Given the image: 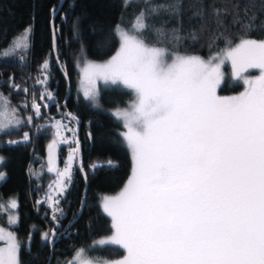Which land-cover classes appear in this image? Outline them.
Listing matches in <instances>:
<instances>
[{
	"label": "snow or ice",
	"instance_id": "snow-or-ice-1",
	"mask_svg": "<svg viewBox=\"0 0 264 264\" xmlns=\"http://www.w3.org/2000/svg\"><path fill=\"white\" fill-rule=\"evenodd\" d=\"M132 2L124 0V7ZM143 2L146 7L129 28L116 26L119 47L115 54L99 63L84 56L82 63L88 84L84 97L94 105L99 98L98 81L123 86L134 97L126 108L112 113L125 129L121 135L132 154V173L118 194L102 197L113 232L94 242L118 245L126 254L116 261H93L84 259L85 250L80 249L68 264H264V39L250 38L253 31H264V21L250 13L247 5L241 9L240 0L230 8L210 5V14L198 0L192 19L201 21L199 30L184 36L182 24L165 30L163 25L149 23L161 14L180 16L182 0ZM260 7L264 12V4ZM233 29L240 35L234 36ZM147 33L154 35V42ZM206 33L210 49L217 41L224 47L207 59L180 51L185 40L198 45ZM30 34L31 28H26L3 55L27 50ZM226 62L231 64L232 77L245 86L239 95L217 92ZM49 67L46 60L41 73ZM250 70L259 75H249ZM47 79V75L37 77V83L46 85ZM13 87L19 89V85ZM40 98L55 99L47 90ZM31 107L39 116L34 94ZM24 123L0 94V131ZM27 123H32V117ZM51 127L50 153L62 128L73 131L62 121ZM29 139L25 132L23 140ZM74 144L62 171L54 170L50 157L47 170L55 171L56 178L49 189L55 186L59 191L37 201L48 204L57 222L63 215L60 199L71 183L70 162L79 150V141ZM17 207L15 199L0 203V211H10V226L17 222L11 214ZM42 239L53 242L55 230L44 232ZM0 242H4L0 264H20L21 245L14 233L0 227Z\"/></svg>",
	"mask_w": 264,
	"mask_h": 264
},
{
	"label": "trees",
	"instance_id": "trees-1",
	"mask_svg": "<svg viewBox=\"0 0 264 264\" xmlns=\"http://www.w3.org/2000/svg\"><path fill=\"white\" fill-rule=\"evenodd\" d=\"M58 2L0 0V94L10 101V108H15L19 118L25 121L18 128L13 126L7 131H0V174H3V179H0V203L6 205L8 200L15 199L18 204L16 209L11 210L16 214L17 222L9 225L8 209L5 208L0 211V226L8 227L18 238L21 245L20 264H68L77 248L84 249V254L91 260H113L124 255L122 248L117 245H90L93 239L112 233L111 220L101 210L100 195L120 190L132 167L131 157L119 134L123 125L107 109L127 105L132 94L119 85H110L99 89L97 106L83 100L74 93V81L78 75L75 62L84 56L89 60H104L112 55L119 44L116 26L129 28L146 5L143 0H133L127 8L124 7V0H63L52 23L54 55L50 17ZM153 2L160 4L173 0ZM233 2L235 0H202L209 14L212 11L210 5L230 8ZM261 4H264V0H240L241 9L247 5L250 13L258 14L260 20L264 21ZM193 6L199 7L198 0H182L180 16L161 14L149 23L163 25L165 30L179 28L182 24V35L188 36L193 29L199 30L201 24L200 20L192 19ZM29 27V48L17 49L4 56L3 53L11 48L14 38ZM232 34L240 35L235 29ZM146 36L150 42H154L152 33ZM207 38L206 33L203 42L198 45L185 40L180 51L207 58L224 47L222 42L217 41L210 49ZM250 38L264 39V31L257 29ZM46 60L50 67L45 85L37 83V77L43 78L40 68ZM65 77L70 83L67 98ZM13 85H19V89ZM241 87L239 82L226 76L218 93H234ZM23 88L29 91L25 93ZM45 90L51 92L55 99H41ZM33 94L40 105L39 116L31 107ZM64 111L67 115L71 113V116L63 115ZM27 117H32V123H27ZM53 117L74 120L75 136L79 141L72 180L60 199L63 215L58 222L52 219V211L46 203H37L44 200L46 192L45 177L48 174L43 168L44 147L51 138L52 127L49 122ZM25 132L29 134L28 141L9 143L22 138ZM72 145L75 147L74 143ZM61 150L58 156L60 163L63 162L65 147L61 146ZM93 165L102 167L93 168ZM83 177L87 179V184L82 200L85 185ZM52 230H55L53 242L42 239L44 232Z\"/></svg>",
	"mask_w": 264,
	"mask_h": 264
},
{
	"label": "rangeland",
	"instance_id": "rangeland-1",
	"mask_svg": "<svg viewBox=\"0 0 264 264\" xmlns=\"http://www.w3.org/2000/svg\"><path fill=\"white\" fill-rule=\"evenodd\" d=\"M118 37V36H117ZM118 47H119V44L117 45V47H116V50L118 49ZM116 50L114 51V53L112 54V55H114L115 54V52H116ZM112 55H110L109 57H107V58H104V60H89V61H93V62H105V61H107ZM205 58V57H204ZM208 58V57H207ZM207 58H205V59H207ZM45 62V61H44ZM82 63H83V59L82 60H76V62H75V69H76V71H78V75H77V77H76V79H75V85H74V93H76V96H80L83 100H87L89 103H91L92 105H94L93 104V102L91 101V100H88V99H85V97H84V93H83V88H85V87H87L88 86V84H87V80H85L84 79V77H83V73H82ZM222 71H223V73H224V78L226 77V76H228L229 77V79L230 80H232V81H237V82H239L240 83V85H242V87H241V89L240 90H237V91H235L234 93H224V94H219V95H221V96H235V95H239L242 91H244V84H243V82L242 81H239V80H236V79H234L233 77H232V68H231V64H230V62H226L223 66H222ZM44 75H47V73H44ZM249 75H252V76H255V75H259V72L257 71V70H250V72H249ZM223 78V79H224ZM222 83V82H221ZM111 84H108V85H106V84H104L103 83V81H98L97 83H96V87L98 88V90L101 88V87H105V86H110ZM121 87H123V86H121ZM124 88V87H123ZM127 90V89H126ZM130 91V90H129ZM217 92H218V89H217ZM134 99V97H133V95H132V99L130 100V102L132 101ZM130 102H128V104L130 103ZM99 103L97 102V104L96 105H94V106H97ZM128 104L127 105H125V106H123V107H120L121 109H123V108H126L127 106H128ZM115 110V108H110V109H107V111L109 112V113H113V111ZM114 117V116H113ZM29 117H27V119H28ZM115 118V117H114ZM117 121H119L120 123H122V121H120V120H118L117 118H115ZM56 121H62V123L64 124V125H66L67 126V128H70V129H72L73 131H67L66 129H61V131H60V136L59 137H57V146L51 151V153H50V151H49V149H48V144L52 141V139H53V131H54V129L52 128V133H51V138L49 139V141L45 144V153H44V159H45V164H44V166H43V168H44V171H45V173H47L48 174V177H45V180H46V184H45V186H46V189H45V193H44V195H43V199L45 200V198H46V194L47 193H49L50 191L52 192V194L53 195H55L56 194V192H58L59 191V189L58 188H56L55 186L53 187V189H49V185L50 184H52L53 183V181L55 180V178H56V173H55V171H53L52 173H49L48 172V167H49V159H50V157H51V160H52V167L54 168V170L55 169H59V170H63L64 169V167H65V162L66 161H68V157H69V154H70V150L72 149V148H74V146L72 145L73 143H74V140H75V138H76V136H75V128H76V122L74 121V120H71V119H69V118H66V119H63V118H61V117H53V119L49 122V125L50 126H52ZM123 125V124H122ZM125 131V129L123 128V129H121V130H119V134L121 135V133L122 132H124ZM23 136H24V134H23ZM23 136H22V138H18V139H15V140H11V141H19V142H22L23 141ZM62 138H66L67 139V142H61V139ZM121 138H122V142H123V144H125V146H126V148H127V150H128V153H129V155H130V157H131V166L133 167V161H132V154H131V151L129 150V148L127 147V144L125 143V141H124V139H123V137H122V135H121ZM9 143H10V141H9ZM61 146H64L65 147V152H64V156H63V162L62 163H60L59 162V152L60 151H62L61 150ZM74 156H75V154H74ZM0 158H2V156H0ZM74 160H75V158H74ZM74 160L73 161H71L70 162V164H71V168H70V171H71V176H72V173H73V171H74V168H73V162H74ZM2 162H0V164H1ZM132 167H131V171H130V173H129V177H130V175H131V173H132ZM38 168V167H37ZM128 177V178H129ZM128 178L126 179V181L124 182V184L121 186V189L120 190H118L117 192H113V193H110V194H101L100 195V205H101V210H103V207H102V197H104V196H111V195H116V194H118L121 190H122V188L124 187V185L126 184V182H127V180H128ZM72 180V179H71ZM11 200V199H10ZM9 201V200H8ZM8 201H7V203H6V205L8 204ZM47 206H48V204H46ZM7 211V214H8V223H9V216H10V211L9 210H6ZM103 212H104V210H103ZM105 213V212H104ZM11 214H14L15 215V217H16V219H17V216H16V214L14 213V211H11ZM105 215L109 218V220H111V217H109L108 215H107V213H105ZM111 223H112V221H111ZM0 227H2V226H0ZM2 228H4V227H2ZM5 229V231L6 232H8V231H11L8 227H5L4 228ZM111 229H112V227H111ZM112 232H113V229L111 230ZM12 232V231H11ZM112 235V233L111 234H109V235H103L102 237H97V238H95V239H93L92 241H91V245L90 246H99V245H95L94 244V242L95 241H98V240H100V239H102V238H107V237H109V236H111ZM3 243L4 242H0V246H3ZM118 246V245H117ZM120 247V246H119ZM121 248V247H120ZM80 249H82V248H77V249H75L74 250V252H73V256H72V260L76 257V254H77V252L80 250ZM123 250V252H124V255L126 254L125 253V251H124V249H122ZM123 255V256H124ZM123 256H121V257H118V258H114L113 260H108V261H116V260H120V259H122L123 258ZM83 258L84 259H90L89 257H87V255L86 254H84V256H83ZM91 260V259H90ZM93 261H96V260H93Z\"/></svg>",
	"mask_w": 264,
	"mask_h": 264
},
{
	"label": "water",
	"instance_id": "water-1",
	"mask_svg": "<svg viewBox=\"0 0 264 264\" xmlns=\"http://www.w3.org/2000/svg\"><path fill=\"white\" fill-rule=\"evenodd\" d=\"M62 2H63V0H59L55 12H54V13L51 15V17H50V19H51V22H50V30H51L52 51H53V54H54V55H55L56 52H55L54 30H53V27H52V23H53V20H54V19H53L54 16H55V15L59 12V10H60V6H61ZM56 62H57V61H56ZM57 64H58V62H57ZM65 81H66V83H67V95H66V98H67V96L70 94V93H69V92H70V83H68V80H67L66 77H65ZM63 103H64V100H63V102H62L61 104L63 105ZM63 115L68 116L66 111H64ZM75 140H77V137H76ZM78 152H79V150H78ZM78 152H76V154H77ZM83 179H84V183H85V185H84V194H83V198H82V200L84 199V195H85V191H86L85 188H86V184H87V179H86L85 177H83Z\"/></svg>",
	"mask_w": 264,
	"mask_h": 264
}]
</instances>
